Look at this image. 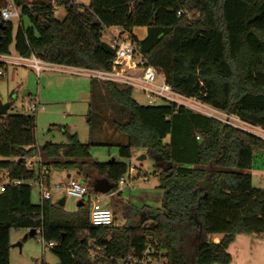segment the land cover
<instances>
[{
    "label": "trees",
    "instance_id": "16d2710c",
    "mask_svg": "<svg viewBox=\"0 0 264 264\" xmlns=\"http://www.w3.org/2000/svg\"><path fill=\"white\" fill-rule=\"evenodd\" d=\"M10 1L20 17L14 31L13 21L0 15V54L13 50L48 63L109 70L114 49L102 34L119 27L175 93L264 130V0H0V10ZM136 27L146 28L141 40L132 34ZM103 85L127 115L111 121L126 137L118 154L130 158L133 149H144L153 158L160 207L132 224L94 226L87 201L76 213L51 199L32 203L29 182L39 166L25 164L37 153L49 170L76 171L90 193L106 179L112 185L106 194L120 195L118 182L130 165L92 160L90 144L66 128L65 143L37 146L33 114L0 115V264H9L11 229H39L53 242L56 264H128L127 255L146 250L165 264H229L237 235L264 237V189L252 187L249 173L254 152L264 151L262 137L174 102L141 105L130 86ZM94 174L100 179L91 183Z\"/></svg>",
    "mask_w": 264,
    "mask_h": 264
},
{
    "label": "rangeland",
    "instance_id": "374dc122",
    "mask_svg": "<svg viewBox=\"0 0 264 264\" xmlns=\"http://www.w3.org/2000/svg\"><path fill=\"white\" fill-rule=\"evenodd\" d=\"M74 2L87 5V0H74ZM64 14L62 9H58L56 17L61 20ZM12 21L15 31L17 20ZM24 23L27 24L26 19ZM113 28H108L102 34V41L108 45ZM142 28L138 27V29ZM14 54L12 50L11 56ZM60 69L64 68L54 67L43 70L37 78L27 67L6 65L3 76H0V103L11 104L6 114H29L22 109L25 103L21 95L23 90L29 95H38L44 109L33 114L37 146H41L46 141L65 143L66 136L62 133V129L66 128L69 133L76 134L80 142L90 144L89 152L92 160L107 162L115 159L129 164L134 169L130 172V178H127L129 173L124 175L126 182L120 185V195L115 192L109 195L102 194L100 198L102 205L112 211L113 224L123 226L135 223L140 219L141 213L143 218L155 215L161 205L162 191L158 188L159 181L154 175L156 169L153 158L147 155L144 149L139 151L133 149L130 158H123L118 154V145L124 144L126 137L115 130L111 121L124 122L127 117L126 112L108 96L103 85L104 81H95L94 91L90 94L91 78L73 74L67 69L64 71ZM131 96L141 105L148 104L146 95L136 87L132 88ZM186 102L191 104L190 101ZM243 126L245 127L243 130L249 133L264 136V132L258 127L247 124ZM140 153L146 154V158L142 161L137 160ZM40 160L43 161V157L40 156ZM249 173L252 187L264 189V151L254 152ZM66 174L63 170L51 168V202H58L64 197L63 211L76 213L77 199L66 195L63 189L55 188L56 185L64 183ZM143 174L146 179H143ZM70 175L72 178L81 179L77 177L76 171H72ZM99 179L100 177L94 174L88 181L93 183ZM29 184L31 201L36 204L40 201L39 188L33 181ZM146 225H151V221L148 220ZM26 232L25 229L10 230L9 264H56L58 258L42 241L41 236L36 233L32 237L23 239ZM18 242L21 243L20 247L12 246ZM228 252L231 255L229 264H264V237L258 239L253 235L240 234L230 244ZM117 264L124 263L118 261Z\"/></svg>",
    "mask_w": 264,
    "mask_h": 264
},
{
    "label": "built area",
    "instance_id": "2783aa9c",
    "mask_svg": "<svg viewBox=\"0 0 264 264\" xmlns=\"http://www.w3.org/2000/svg\"><path fill=\"white\" fill-rule=\"evenodd\" d=\"M57 13L58 9L55 8L54 14L57 15ZM0 15L3 21L18 20L20 17V9L10 1L0 10ZM107 29L108 28H106L105 31H107ZM109 45L114 49V57L109 70L88 69L48 63L37 55L32 54L30 56H23L14 52L15 54L11 56L10 52L9 54H0V76H3L5 66L8 64L14 67H27L33 71L37 78H39L40 73L43 70L60 67L64 68L60 70L64 71L67 69L73 74L86 75L96 81H111L132 88L136 87L146 95L148 104H156L160 101L174 102L177 105L190 108L225 124L245 129L243 126L245 123L240 121L237 116L219 111L195 98H189L175 93L166 82L163 74L152 65L148 64L146 59L135 49L129 35L123 32L119 27L113 28ZM22 96L24 97L23 101H25L22 106L24 112L34 114L37 111L44 109V106L40 103L38 95L32 96L27 93V95ZM186 101H190L191 104ZM262 131L264 132V130ZM260 137L264 139V136ZM35 159L38 160L35 161ZM41 162L40 154L37 153L36 156L28 158L25 165L28 168L35 169L39 166L38 177L34 183L39 188L40 200H48L51 199L52 190L50 185V170L47 166L41 165ZM133 170L134 169L130 166L127 178L131 177L130 172ZM142 177L143 179H146L145 174H143ZM125 182L126 178L124 177L119 180L118 190H120V185L125 184ZM11 183L19 184L20 181L12 180ZM55 188L63 189L66 195L76 198L77 201L81 200L84 203L87 201L89 204V222L92 225L110 226L113 224L114 215L112 211L108 207L103 206L100 202L102 194L90 193L84 180L70 177L66 183L56 185ZM4 190L5 182L0 180V192H3ZM36 233H39V229L36 230ZM42 241L46 243L49 248L53 246V242L48 243L43 238ZM124 260L128 264H165L162 259L149 256V250H146L140 257L129 254Z\"/></svg>",
    "mask_w": 264,
    "mask_h": 264
},
{
    "label": "water",
    "instance_id": "95a60500",
    "mask_svg": "<svg viewBox=\"0 0 264 264\" xmlns=\"http://www.w3.org/2000/svg\"><path fill=\"white\" fill-rule=\"evenodd\" d=\"M27 92L25 90L22 91V95H26ZM10 107V104L8 103H5V104H1L0 103V115H5L8 108ZM146 158V154L144 153H141L137 156V160L138 161H142L143 159ZM21 160V159H20ZM114 159H110L109 161H113ZM71 177L70 173H67L66 176H65V179H64V183L67 182V180ZM112 188V185L106 180V179H100L99 181H97L95 184H94V190L100 194H106L110 189ZM65 203V198L62 197L59 199L58 201V204L60 206H63ZM84 202L81 201V200H78L76 202V206L79 207L81 205H83ZM36 234V230L35 229H30L23 237V239H26L27 237H32ZM12 246H18L20 247L21 246V243H16Z\"/></svg>",
    "mask_w": 264,
    "mask_h": 264
},
{
    "label": "crops",
    "instance_id": "0c3cea01",
    "mask_svg": "<svg viewBox=\"0 0 264 264\" xmlns=\"http://www.w3.org/2000/svg\"><path fill=\"white\" fill-rule=\"evenodd\" d=\"M87 3H88V1H87ZM137 30H139V32H137ZM132 34L134 35V36H136L138 39H143L144 37H145V35H146V28H142V29H138V27H136V28H134L133 30H132ZM27 95V94H26ZM135 151H139L140 149H134ZM141 154V153H140ZM239 235H237L236 237H235V240H236V238L238 237ZM216 240V241H215ZM234 240V241H235ZM213 241L214 242H218L219 241V237L218 236H215L214 238H213Z\"/></svg>",
    "mask_w": 264,
    "mask_h": 264
}]
</instances>
